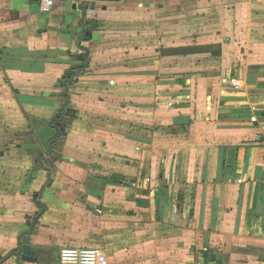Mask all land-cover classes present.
<instances>
[{
  "label": "crops",
  "instance_id": "1",
  "mask_svg": "<svg viewBox=\"0 0 264 264\" xmlns=\"http://www.w3.org/2000/svg\"><path fill=\"white\" fill-rule=\"evenodd\" d=\"M62 248L264 264V0H0V264Z\"/></svg>",
  "mask_w": 264,
  "mask_h": 264
},
{
  "label": "built area",
  "instance_id": "2",
  "mask_svg": "<svg viewBox=\"0 0 264 264\" xmlns=\"http://www.w3.org/2000/svg\"><path fill=\"white\" fill-rule=\"evenodd\" d=\"M39 7L43 14H48L54 8V0H39ZM229 81L233 89L241 88L234 78ZM58 261L59 264H107L105 253L99 248H62Z\"/></svg>",
  "mask_w": 264,
  "mask_h": 264
},
{
  "label": "water",
  "instance_id": "3",
  "mask_svg": "<svg viewBox=\"0 0 264 264\" xmlns=\"http://www.w3.org/2000/svg\"><path fill=\"white\" fill-rule=\"evenodd\" d=\"M73 6H75L76 8H78V9H80V10H81L82 7H83L82 11H84V10L86 9V7H85V2L82 3V1H81L79 4H77V5L75 4V5H73ZM73 8H74V7H73ZM57 134H59V133L57 132ZM38 207H40V208L42 209V211H41V213H40L39 215H37L36 217H34V218L32 219V222H31V225H30V231L27 232V233H24L25 235H31V234L33 233L35 222H36L37 219H39V217H40V216L42 215V213H43V210H44L43 206H42V205H38ZM12 254H14V255H16V256L21 255L22 258H23L24 260H26V261H32V260H33V259L29 256V254H30V246L27 245V244H22V237H20V239H19V245H18L17 251L14 252V253H12Z\"/></svg>",
  "mask_w": 264,
  "mask_h": 264
},
{
  "label": "trees",
  "instance_id": "4",
  "mask_svg": "<svg viewBox=\"0 0 264 264\" xmlns=\"http://www.w3.org/2000/svg\"><path fill=\"white\" fill-rule=\"evenodd\" d=\"M197 52H201V49L200 48H197V49H194V48H190V49L187 48L186 49V48H184V49H177V50L173 51L174 54H181V55L194 54V53H197ZM85 59H86V55L84 53L82 55L83 65H81L80 67H76V68H78L79 70L84 69L85 68V63H84ZM66 78H70V74Z\"/></svg>",
  "mask_w": 264,
  "mask_h": 264
},
{
  "label": "rangeland",
  "instance_id": "5",
  "mask_svg": "<svg viewBox=\"0 0 264 264\" xmlns=\"http://www.w3.org/2000/svg\"><path fill=\"white\" fill-rule=\"evenodd\" d=\"M213 53L215 52V50L214 51H212Z\"/></svg>",
  "mask_w": 264,
  "mask_h": 264
}]
</instances>
